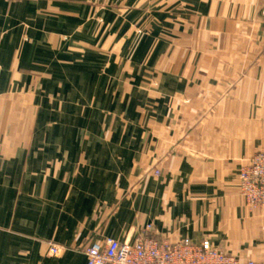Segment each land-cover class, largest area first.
Returning a JSON list of instances; mask_svg holds the SVG:
<instances>
[{"label":"crops","instance_id":"crops-1","mask_svg":"<svg viewBox=\"0 0 264 264\" xmlns=\"http://www.w3.org/2000/svg\"><path fill=\"white\" fill-rule=\"evenodd\" d=\"M263 10L0 0V264H87L148 224L264 261L237 181L264 150Z\"/></svg>","mask_w":264,"mask_h":264},{"label":"built area","instance_id":"built-area-1","mask_svg":"<svg viewBox=\"0 0 264 264\" xmlns=\"http://www.w3.org/2000/svg\"><path fill=\"white\" fill-rule=\"evenodd\" d=\"M158 174V170H155ZM239 193L249 208L262 207L264 211V151L255 153L238 170ZM151 225L129 241L105 238L87 241L81 251L87 264H264L243 259L213 247L208 240L193 243L189 239L170 241L151 234ZM148 233V234H147ZM59 247L51 245L50 252Z\"/></svg>","mask_w":264,"mask_h":264},{"label":"rangeland","instance_id":"rangeland-1","mask_svg":"<svg viewBox=\"0 0 264 264\" xmlns=\"http://www.w3.org/2000/svg\"><path fill=\"white\" fill-rule=\"evenodd\" d=\"M262 151H264V150H262ZM252 158V157H251ZM237 181H238V176H237ZM238 184H239V181H238ZM238 190H239V185H238ZM243 201H244V199H243ZM244 203H245V201H244ZM246 205V204H245ZM246 207H248L247 205H246ZM249 208V207H248ZM257 208H260V209H262L263 210V208L262 207H257ZM249 209H256V208H249ZM264 212V211H263ZM194 243V242H193ZM221 251H223V250H221ZM223 252H225V251H223ZM226 253H229V252H226ZM229 254H231V253H229ZM255 261V260H254ZM256 262H260V261H256Z\"/></svg>","mask_w":264,"mask_h":264},{"label":"water","instance_id":"water-1","mask_svg":"<svg viewBox=\"0 0 264 264\" xmlns=\"http://www.w3.org/2000/svg\"><path fill=\"white\" fill-rule=\"evenodd\" d=\"M263 15H264V10H263Z\"/></svg>","mask_w":264,"mask_h":264}]
</instances>
